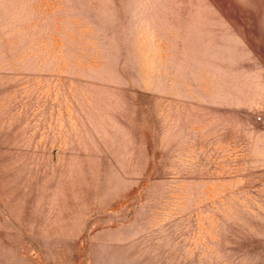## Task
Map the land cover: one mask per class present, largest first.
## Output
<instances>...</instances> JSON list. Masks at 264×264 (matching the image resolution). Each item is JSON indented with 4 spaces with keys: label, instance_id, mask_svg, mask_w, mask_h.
Segmentation results:
<instances>
[{
    "label": "rangeland",
    "instance_id": "374dc122",
    "mask_svg": "<svg viewBox=\"0 0 264 264\" xmlns=\"http://www.w3.org/2000/svg\"><path fill=\"white\" fill-rule=\"evenodd\" d=\"M0 264H264V0H0Z\"/></svg>",
    "mask_w": 264,
    "mask_h": 264
}]
</instances>
